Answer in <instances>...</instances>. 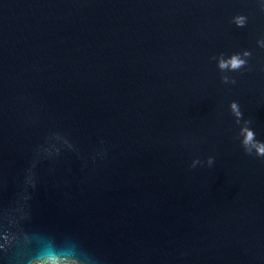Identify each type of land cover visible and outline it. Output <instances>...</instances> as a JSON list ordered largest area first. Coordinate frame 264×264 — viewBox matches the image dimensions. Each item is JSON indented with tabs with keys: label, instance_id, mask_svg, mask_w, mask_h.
<instances>
[{
	"label": "water",
	"instance_id": "water-1",
	"mask_svg": "<svg viewBox=\"0 0 264 264\" xmlns=\"http://www.w3.org/2000/svg\"><path fill=\"white\" fill-rule=\"evenodd\" d=\"M38 262L264 264V0H0V264Z\"/></svg>",
	"mask_w": 264,
	"mask_h": 264
},
{
	"label": "clouds",
	"instance_id": "clouds-1",
	"mask_svg": "<svg viewBox=\"0 0 264 264\" xmlns=\"http://www.w3.org/2000/svg\"><path fill=\"white\" fill-rule=\"evenodd\" d=\"M232 66L233 67H237L238 66V62H234ZM249 139H251V134H249ZM38 264H40V262H38Z\"/></svg>",
	"mask_w": 264,
	"mask_h": 264
}]
</instances>
